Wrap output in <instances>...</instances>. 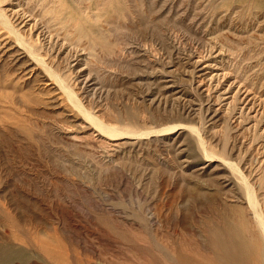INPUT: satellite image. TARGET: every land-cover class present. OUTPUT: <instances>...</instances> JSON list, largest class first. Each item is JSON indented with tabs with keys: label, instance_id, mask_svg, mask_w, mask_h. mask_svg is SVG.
<instances>
[{
	"label": "rangeland",
	"instance_id": "obj_1",
	"mask_svg": "<svg viewBox=\"0 0 264 264\" xmlns=\"http://www.w3.org/2000/svg\"><path fill=\"white\" fill-rule=\"evenodd\" d=\"M255 209L264 0H0L14 264H256Z\"/></svg>",
	"mask_w": 264,
	"mask_h": 264
},
{
	"label": "bare ground",
	"instance_id": "obj_2",
	"mask_svg": "<svg viewBox=\"0 0 264 264\" xmlns=\"http://www.w3.org/2000/svg\"><path fill=\"white\" fill-rule=\"evenodd\" d=\"M249 189L250 188L247 186L246 193L248 192L247 193L248 197H249L250 201H252V194L249 191ZM252 208H254V207H252ZM254 213H255V218L258 221V226L261 230L262 237L259 236L260 237L259 238L258 234H255L254 231L252 234H251V232H246V233H249V235H247V238H245V236H244V238L237 240V242L239 243L240 248L242 249V251H240L241 252L240 254H243L244 259H246V260L249 259V262H250V260L251 261L253 260L254 262H256V264H264V219L262 218V216H260L257 213L256 209L254 210ZM241 234H242V232H241ZM245 239L248 240V244H247ZM14 244L15 243H14L13 239L8 238L5 241V243L0 246V264H14L16 261L21 262V263L26 262V261H31L30 253H28L25 250L20 249V248L17 249L14 246ZM229 251L230 250H228V252ZM237 254H238V252L235 254L236 257L238 256ZM232 257H233V254H232ZM238 258H241V255ZM239 261H240V259H239ZM247 261L245 263H247ZM245 263H243V264H245Z\"/></svg>",
	"mask_w": 264,
	"mask_h": 264
}]
</instances>
